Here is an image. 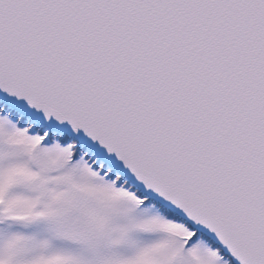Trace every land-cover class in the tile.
I'll list each match as a JSON object with an SVG mask.
<instances>
[{
    "label": "snow or ice",
    "instance_id": "obj_1",
    "mask_svg": "<svg viewBox=\"0 0 264 264\" xmlns=\"http://www.w3.org/2000/svg\"><path fill=\"white\" fill-rule=\"evenodd\" d=\"M0 264H264V0H0Z\"/></svg>",
    "mask_w": 264,
    "mask_h": 264
}]
</instances>
